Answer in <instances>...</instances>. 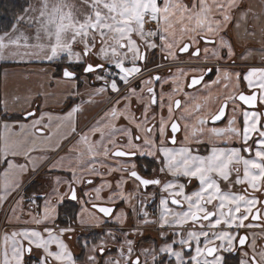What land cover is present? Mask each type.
I'll return each instance as SVG.
<instances>
[{
	"label": "snow or ice",
	"instance_id": "1",
	"mask_svg": "<svg viewBox=\"0 0 264 264\" xmlns=\"http://www.w3.org/2000/svg\"><path fill=\"white\" fill-rule=\"evenodd\" d=\"M249 12L250 9L245 6V0H79V3L76 0H34V3L24 9L25 15L28 16V26L34 28V34L29 36L21 32L13 36V33L18 31L17 26L13 25L11 33L4 32L0 35V59L19 56L22 61L25 56L30 58L36 56L51 61L60 53H65L69 61L73 56L77 61L83 62L84 58L96 55L106 62L95 65L88 63L83 71L104 73L97 76L98 80L105 81V87L98 89V92L110 89L113 93L120 95V100H117L111 110L106 113L104 120L109 122L105 124L104 120L97 121V126L92 129L93 133L100 134L99 140L92 141L87 134L81 136L80 142L86 145L90 159L84 160V153H80L77 157V166L83 169L86 165L93 163L101 155V150L104 157L112 155L132 158L138 154L154 158L158 156L159 163L162 165L159 169L160 173L170 177L166 181L141 177L135 170L134 164L131 169L123 170L138 181L139 185L145 188L161 186V191L167 193L160 198L158 220L149 219L148 212L143 209L137 213V216L143 215L144 223H158L161 229L165 227L180 229L172 233L173 236H179V240H172L171 243L159 249L160 253L174 257L175 264H224L223 257L216 255L218 248H232L236 241L242 247H251V254L245 252L240 264H264V246L258 247L255 239L249 245L247 234H233L231 231L233 228H264V224L260 223L264 218V200L256 195V193L264 194V118L258 111L245 110L242 113V129L233 126L235 115L228 120L227 127L209 129L204 127L208 123L216 124L226 118L230 102L235 105L237 101H240L247 106H255L257 102L264 104V67H252L243 75L248 88L255 89L251 91V94L241 92L238 96L229 95L224 98L223 103L214 113L197 116L196 123L192 125L186 122L183 127L186 133L185 142L180 146H176V137L181 131V126L179 120L173 118L174 110L180 111L183 108L179 119L188 121L201 112L203 106L197 104L190 111L182 105L181 100L176 99L173 102L169 96L168 117L167 119L164 116L160 117L158 131L155 125L144 127L147 124L149 107L157 104V95L154 88L147 87L150 101L145 103L142 95L144 89L142 88L138 93L130 86L131 80L145 70L141 65L147 64V50L154 51L157 47L175 58L178 54L189 52L193 45H197L192 55L199 57L201 49L198 45L203 43L206 59L207 53L211 51L217 61L223 60L225 57L221 53L224 49L227 51V56L231 57L234 54L231 43L225 40L222 33H225L233 23L239 27L237 13L240 14L239 18L246 20ZM20 20H23V17H20ZM177 25H179V34L176 31ZM157 38L159 44L156 42ZM77 45L82 46V51H73L74 46ZM207 45H214V47L209 49ZM142 47L145 51H141ZM11 48L36 49L37 51L9 52ZM108 64L118 71L109 69ZM212 71L218 74L217 79L212 83H219L221 78L219 74L222 70L219 67H208L205 71H201L199 76H192L188 87L193 88L199 85L205 75ZM63 74L66 78L74 76V73L67 69ZM231 75L227 69L223 70L224 79H230ZM235 75L239 81L241 74ZM109 76L113 77L110 83L107 79ZM162 79L156 75L147 81H142V84H150ZM120 83L127 88L124 94H121ZM178 90L180 89L173 91ZM133 97L144 107V119L139 122L131 108ZM121 100L125 102L122 109L118 107ZM160 107H163V96L160 98ZM76 111L77 109L73 108L68 117L71 118ZM233 112L235 114V107ZM34 115L35 113L28 112L26 118ZM121 118L134 123L143 136H133L131 129L117 127L115 121ZM42 121L43 114L33 121L34 132L45 135L44 128L48 125L40 127ZM3 127L5 130L10 129L7 123ZM26 127V125H20L21 129ZM189 129H191L190 132ZM169 130L170 137L166 135ZM75 131L73 127L72 132ZM116 132L123 133L126 137L128 151L123 148L115 152L109 151L105 140H109ZM204 135L209 136L208 141L199 139ZM157 136L159 145H157ZM0 139L5 140V143L0 146V163L7 165L3 172H0V205H2L19 188V174L27 170V164L14 163V160L9 157H15L18 153L7 144L2 134ZM189 140L212 146L206 149L207 154H200L199 149L193 150L187 143ZM237 142L241 144L240 147L234 146ZM109 143L114 145L116 141L112 139ZM168 144L173 146L169 147ZM220 144L227 146L222 147L219 146ZM143 149L147 151L143 152ZM63 159L62 157L61 166ZM88 171L92 174L97 173L95 167L88 168ZM72 176L74 179L69 182V192L70 199L75 201L77 194L72 186L76 182L75 169L72 170ZM192 181H196L198 187L189 193L186 189L191 186ZM88 183L92 181L89 180ZM122 183L123 178L117 181L118 189ZM222 184H227V190ZM239 185H246V187L242 192L234 191L233 189ZM95 191L96 199L100 200L101 189L97 188ZM115 198V195L108 197L110 201H115ZM120 199H126L122 192ZM83 203L87 204L88 201ZM54 212L55 208L51 203L47 204L45 219L52 217ZM85 212L88 219H85ZM96 212L108 217L114 212V208L92 203L90 209L82 207L77 220L87 225L90 220L95 219ZM117 220H120V216H117ZM102 222L107 223L106 220ZM35 223L39 224L41 221L36 220ZM73 231L71 226L61 228L58 232L52 228H45L46 237L40 231L29 228L12 231L10 234L5 232L3 234L5 247L0 250V264H25V253L31 254L33 248L41 252L38 264H53V262L54 264H76L72 252L62 239L65 234ZM108 235L113 240L119 241V237L111 232ZM124 235L128 245V256L124 257L122 247L121 257L125 259V264H140L139 257L135 260L130 258L133 241L127 238L128 233ZM160 235L164 238L166 233L161 231ZM177 243L181 246L180 251L174 248ZM52 245H55L56 250H52ZM83 246L87 247V242ZM184 249L192 250L193 254L187 256ZM93 251L96 252L97 249L94 248ZM98 251L100 253L106 251L103 241ZM144 252L147 253L148 250L145 249ZM153 260L155 262V257ZM88 262L99 264L95 255L88 256ZM105 264H119V261H106ZM168 264H171V261Z\"/></svg>",
	"mask_w": 264,
	"mask_h": 264
},
{
	"label": "flooded vegetation",
	"instance_id": "2",
	"mask_svg": "<svg viewBox=\"0 0 264 264\" xmlns=\"http://www.w3.org/2000/svg\"><path fill=\"white\" fill-rule=\"evenodd\" d=\"M157 44H159V40H156ZM179 45H177L178 47ZM201 49L199 57L193 56L192 52L195 51L197 45H193L189 52L184 54H178L175 58L169 56V54L165 51H161L159 47H157L154 51L147 50V64L141 65L144 67V71L137 74L135 78L131 80L130 86L135 88L139 93L143 88L144 91L142 93L143 100L145 103L150 101V94L147 93V87H152L155 90L157 95V104L154 106H150L147 114V124L144 127H152L155 125L159 126L160 117L164 116L165 119L168 117V103L169 96H171V100L174 102L176 99L184 100V95L187 92H192L194 90H207V92H214L211 94H205L202 98L200 105L203 106V110L196 115L192 116L188 121L180 120L181 112L175 111L173 113V118L179 120L181 131L177 133V144L176 146H180L185 142V131L183 130L184 124L187 122L192 125L196 123L197 116H205L210 113H214L223 103L224 98L232 95L238 96L239 93L243 92L245 94H251V91H255V89H249L246 81L243 78H240L239 81L234 82L229 80V82L217 83L213 84L212 81H215L213 78L214 71L205 75L204 80L193 88L187 87L189 78L194 75H200L201 71H205L208 67H230L232 65H239L241 67L240 70L245 69L247 65L254 64L262 66L264 63H256V62H240L237 63L235 60L227 61V60H219L210 57V52L207 53V59L205 58L206 54L204 52L205 45L200 43L198 45ZM213 45H207V47H212ZM74 50L80 52L82 51V46L77 45L74 46ZM141 51H145L142 47ZM175 51V49H174ZM165 57H168L167 59ZM236 59V58H235ZM52 68V73L55 75V79L53 81L60 82L62 86L61 92L58 95H61V99L58 100L60 104L54 105L55 107H51V111L53 112L52 117L56 121V126L73 128L79 127V129H88L91 127L97 126V121L104 120L106 113H108L113 105L116 104L117 100H120V95L113 93L110 89L104 91L103 94H97V92H92L90 95L94 97H99L98 103L92 109L86 108L85 110H78V91L83 88V85L86 84L91 87L103 86L105 87L104 80H98V75H103L99 71L92 73H85L83 68L88 63L92 64H101L106 63L104 60L100 59L96 55L91 57L84 58L83 62L77 61L76 58H72L69 61L67 54L60 53V55L49 61ZM249 67V66H248ZM246 67V68H248ZM64 68H67L69 71L74 73L72 78H66L62 75V71ZM109 69H113L111 64H108ZM193 68L195 71L186 76H183V84L175 83L176 79L170 78L171 73L181 72V70ZM115 70V69H113ZM118 71V70H115ZM159 75L163 79L158 82H153L150 84H142V81L149 80L150 77H154ZM64 78V79H61ZM113 77H107V79L111 80ZM65 79H74L75 87L71 82H66ZM118 79V78H117ZM180 81V79H179ZM205 82V83H204ZM53 83V82H51ZM71 86V87H70ZM121 94L127 92V88L123 83L119 84ZM70 92L73 88L76 90V95L72 97V94L65 92L66 89ZM72 88V89H71ZM199 88V89H198ZM65 89V90H64ZM174 89H180L178 91H173ZM64 90V91H63ZM65 96V97H64ZM163 96V107H160V98ZM64 97V98H63ZM92 98V97H90ZM124 101L121 100V103L118 105L119 108L124 107ZM236 108V112L234 114L233 108ZM76 108L77 111L73 113L71 118L68 117V114L72 112V109ZM131 108L137 117V122L144 119V107L143 104H138L135 97L132 98ZM29 110V112H36V109ZM258 111L262 114V118H264V104L256 103L255 106H247L243 105L242 102L237 101L235 105L231 102L227 108V116L221 122H217L216 124L208 123L204 127L206 129L212 127L224 128L228 126V120L232 119L235 115V124L234 127L241 128L243 127V111ZM191 111V110H190ZM109 121L104 120V123L107 124ZM117 127H126L131 129L133 136H143V133L136 129L134 123H129V121L121 118L115 121ZM191 129H189V132ZM169 137L171 136L170 130L167 132ZM97 137L93 139L96 140ZM199 139L208 141L209 136L204 135L199 137ZM157 145H159V137H156ZM116 143L114 145L108 143L109 151L115 152L117 149L123 148V150L128 151L129 149L126 147L127 139L124 137L123 133H120L116 136ZM142 142V141H141ZM138 142V143H141ZM187 143L191 145L193 150L199 149L200 154H207L206 149L211 147L210 144H197L194 140H189ZM167 146L172 147L173 145L168 144ZM219 146H227L220 144ZM236 147H240L241 144L239 142L235 143ZM143 152H146L147 149H143ZM243 154V153H242ZM254 154V152H253ZM246 155V154H245ZM135 165V170L141 177L153 179L159 178L162 182L170 179L167 174L160 173L159 169L162 166L159 163V157L156 158L152 156H148L145 154H138L136 157L127 158V157H114L109 155L108 157H104L103 155L99 156L96 163L88 166L95 167L97 169L96 174H92L88 171L85 175L82 176L80 182L78 184L73 183L72 186L76 189L77 194V202L74 201L77 205V212L83 208L90 209L92 203H99L103 206L113 207L114 212L108 216L104 217L103 214L96 212L95 219L90 220L87 225L81 224L77 221V212L75 221H69L64 224H60L66 227H73L74 231L66 234L68 245L73 249L75 253V262L76 264H89L88 256L95 255L96 260L99 264H105L106 261H119V264H125V259L121 257L120 249L123 247L124 249V257L128 256L127 247L128 245L125 242L124 233H128V239L133 241V251L131 253V259L135 260L139 257L140 264H168L171 261V264H175V258L170 257L167 254H163L159 252L160 247L165 244L171 243L172 240H179V236H173L172 233L174 231H179L180 229H175L172 227H165L161 229L158 223H144L143 215L137 216V213L141 211V209L146 210L149 214V219L158 220L159 216V201L162 195H167V193H163L161 191V186H148L145 188L142 185L138 184V181L131 178L128 175L127 171L123 169H131L132 165ZM111 169V170H110ZM242 175V168H241ZM123 178V183L120 188H117V181ZM235 176L233 175L232 180L234 181ZM91 180L92 183H88ZM222 186L227 190V184H222ZM198 184L196 181H192L190 187L186 189L189 193L196 189ZM246 185L236 186L233 190L236 192H242ZM100 188L99 192L100 200H97V193L95 189ZM123 193V196L126 199H120V193ZM70 194L69 188L67 196ZM115 195V201H110L108 199L109 196ZM257 196L261 200H264V194L256 193ZM67 199H69L67 197ZM71 200V199H69ZM73 201V200H72ZM84 201H88L87 204H84ZM170 207H174L171 206ZM135 209V211L133 210ZM117 216H120V220H117ZM85 219H88L87 212H85ZM107 221V223H103L102 221ZM261 224H264V218L260 221ZM164 231L166 236L164 238L161 237L160 232ZM233 234L239 235H248V243L251 244L252 240L255 239L256 245L258 247L264 246V228H240L231 229ZM111 232L115 236L119 237V241L113 240L108 233ZM186 235V233H185ZM103 241V246L106 251L100 253L98 251L101 242ZM87 242V247L83 245ZM219 243V242H217ZM203 246V244H201ZM97 249L96 252L93 249ZM175 250L180 251L181 246L177 243L174 245ZM147 249L148 252L145 253L144 250ZM187 256L193 254L192 250L184 249ZM245 252L251 254V247H242L239 245L238 241L234 243L232 248H218L216 255L223 257L224 264H240V261L244 259ZM155 257V262L153 260ZM211 259V257H208Z\"/></svg>",
	"mask_w": 264,
	"mask_h": 264
},
{
	"label": "crops",
	"instance_id": "3",
	"mask_svg": "<svg viewBox=\"0 0 264 264\" xmlns=\"http://www.w3.org/2000/svg\"><path fill=\"white\" fill-rule=\"evenodd\" d=\"M76 2L79 1L76 0ZM245 6L250 9L247 19L239 18L240 14L237 13L239 27H236L235 23H233L225 33H222L225 40L231 43L234 54L231 57H228L226 49L222 50L221 54L225 57L223 60L227 61L235 60L237 63H264V46L259 45L261 42H264V0H245ZM254 22H257L258 26L254 25ZM178 29L179 25L176 26V30ZM213 47L214 45L209 47V49ZM209 52L210 57L215 58L211 51ZM246 67L244 71L240 70L241 67H239V65L219 67L222 70L219 74L221 77L219 83H227L229 80L237 82L236 73H240V78H243V75L250 68H260L264 67V65L259 66L257 64H250ZM224 69H227L232 74L230 79L223 78ZM194 71L195 69L193 68L184 69L182 70V73L177 71L171 73L170 78L178 80L175 82L177 84H183V76L193 73ZM217 75V72L214 71L213 78L215 80L217 79ZM211 93L214 92L208 93L207 90H194L192 92H187L184 95L182 105L189 110H192L195 108V105H200L205 94ZM23 114L25 113H22V115L19 116L26 119ZM56 128H64L68 131L63 132ZM93 128L95 127L88 129H79V127H75L76 131L72 132V128L55 126V130H53L47 144L44 147L39 148L42 155H38V158L33 155V160H35L36 165L32 168V171L27 169L23 173H20L22 176H20L19 188L11 194V197L6 203L0 205V209H2L9 203L5 217L6 226L1 237V250L5 247L3 242V234L5 232L10 234L12 231H20L21 229L29 228L40 231L46 237L47 234L44 233L45 228H52L57 232L59 229L65 228L57 222V210L61 201L67 199L69 182L74 179L72 176V170H76V182L74 183L78 184L82 176L88 173V166L97 161L86 165L83 169L77 166V157L80 153H84V160L90 159V155L86 150V145L80 142L81 136L87 134L92 141L95 137H97L95 141L100 139V134L98 132L93 133ZM44 130L47 131L45 134L46 137L49 135V131L46 128H44ZM118 134H120V132L114 133L109 140H115ZM54 138H58V140ZM109 140H105V144L108 145ZM102 151L103 150H101V155ZM62 157L64 159L61 166ZM53 165H56V167H53ZM23 175L26 176L23 177ZM49 203L55 208V212L52 217L45 219L46 205ZM79 212H81V210L78 211L77 214H79ZM36 220H40L41 223H35ZM62 239L68 245L66 234ZM25 245L27 246L26 241ZM51 247L52 250H56L55 245H52ZM68 247L75 259L73 249L69 245ZM37 255L38 257H36ZM40 255V250L33 248L31 254L25 253V264L31 259L38 261Z\"/></svg>",
	"mask_w": 264,
	"mask_h": 264
},
{
	"label": "rangeland",
	"instance_id": "4",
	"mask_svg": "<svg viewBox=\"0 0 264 264\" xmlns=\"http://www.w3.org/2000/svg\"><path fill=\"white\" fill-rule=\"evenodd\" d=\"M32 3H34V0H28L23 10L17 14L12 26L7 31H0V35L4 32L11 33L13 25H16L18 28V31L13 33V36L19 35L21 32L29 36L33 35L34 28H29L28 16L24 13V9ZM20 17H23V20H20ZM254 25L258 26L257 22H254ZM178 30H176L177 34H179ZM22 42L23 41H21V43ZM31 42L34 43L35 41ZM259 45L264 46V42H261ZM8 51L24 52L37 50L11 48ZM73 51L78 52L74 49ZM73 57L76 58L75 56ZM52 68L53 67L48 60L36 56L31 58L25 56L22 61L19 56H9L7 59H0V134L6 138L7 144L12 146L18 153L15 157L9 158L13 159L16 164H27V169H30L29 171H32V168L36 165L35 160H33V155L37 158L38 155H42L39 148L44 147L47 144V141L56 126V121L52 117L53 112L50 108L55 107L54 105L56 104H60L58 100L61 99V95L58 94H60L63 85H61L60 82L53 81L55 75L52 73ZM61 79L64 78L61 77ZM65 81L71 82L73 87L76 85L74 79H65ZM110 81L111 80L109 79L108 82L110 83ZM102 87V85L91 87L84 84L83 88L79 89L77 94L79 97V102L77 104L78 110L81 111L86 108H94L100 100V96L94 97L90 95V93L97 92V94H103L104 92H98V89H101ZM75 88H73L72 91L70 90V92L66 88V90H64L67 93L69 92L70 95L72 94V97H74L77 93ZM33 108L36 109L33 117L25 119L19 116L22 115V113L29 112V110H34ZM42 114L43 121L40 127L48 125L46 129H48L49 135L46 137L45 135H40L34 132L33 121L39 119ZM5 123L10 126L9 130L4 129L3 125ZM21 124L26 125L27 127L21 129ZM56 129L63 132L68 131L64 128ZM44 132L46 133L47 131L44 130ZM54 139L58 140V138ZM4 143L5 140L0 139V146ZM32 161H34V163ZM6 167V164L0 163V172H3V169ZM26 175H23V177ZM19 176L22 175L19 174ZM80 213L81 212H79V214ZM36 257H38V255Z\"/></svg>",
	"mask_w": 264,
	"mask_h": 264
},
{
	"label": "trees",
	"instance_id": "5",
	"mask_svg": "<svg viewBox=\"0 0 264 264\" xmlns=\"http://www.w3.org/2000/svg\"><path fill=\"white\" fill-rule=\"evenodd\" d=\"M28 0H0V31H7L16 19L19 12L23 10ZM77 205L74 201L66 199L57 210L58 224L75 221ZM28 264V262H26Z\"/></svg>",
	"mask_w": 264,
	"mask_h": 264
},
{
	"label": "built area",
	"instance_id": "6",
	"mask_svg": "<svg viewBox=\"0 0 264 264\" xmlns=\"http://www.w3.org/2000/svg\"><path fill=\"white\" fill-rule=\"evenodd\" d=\"M150 27H155V25H150ZM9 203L2 209H0V250H1V237L3 230L5 229L6 222H5V217L7 213ZM28 264H38V261L35 259L29 260Z\"/></svg>",
	"mask_w": 264,
	"mask_h": 264
},
{
	"label": "water",
	"instance_id": "7",
	"mask_svg": "<svg viewBox=\"0 0 264 264\" xmlns=\"http://www.w3.org/2000/svg\"><path fill=\"white\" fill-rule=\"evenodd\" d=\"M65 69H67V68H64L63 71H62V75H63V76H64L63 73H64V70H65ZM67 70H68V69H67ZM194 76H199V75H194ZM191 78H192V76L189 78V82H188V84L191 82ZM187 87H188V85H187ZM27 113H28V112H27ZM23 116L26 117V113L23 114ZM73 187H74V186H73ZM70 195H71V194H69V195L67 196L69 199H70ZM76 200H77V199H76ZM76 200H75V201H76Z\"/></svg>",
	"mask_w": 264,
	"mask_h": 264
}]
</instances>
